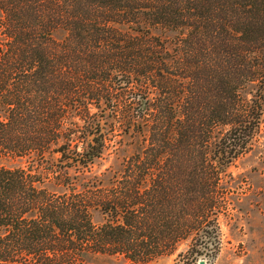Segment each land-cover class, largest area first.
Returning a JSON list of instances; mask_svg holds the SVG:
<instances>
[{"label":"trees","instance_id":"trees-1","mask_svg":"<svg viewBox=\"0 0 264 264\" xmlns=\"http://www.w3.org/2000/svg\"><path fill=\"white\" fill-rule=\"evenodd\" d=\"M0 13V262H153L184 242L188 264L214 256L217 227L186 214L213 207L205 186L264 129V0H0ZM119 122L132 153L99 171Z\"/></svg>","mask_w":264,"mask_h":264},{"label":"rangeland","instance_id":"rangeland-1","mask_svg":"<svg viewBox=\"0 0 264 264\" xmlns=\"http://www.w3.org/2000/svg\"><path fill=\"white\" fill-rule=\"evenodd\" d=\"M122 117L120 113L116 119L119 121ZM120 124L122 123L116 124L117 129ZM117 134L112 145L117 142L118 146L111 148V153L99 162V171L118 168L124 156L123 150H127V156L132 153L133 149L128 143L129 137H125L124 132L119 129ZM117 153L122 154L121 158ZM142 187L148 188L150 184ZM205 187L207 191L201 193V196L210 198L213 207L196 213L195 216L186 214V218L192 222L198 221L217 227V252L214 256L203 257L201 260H204L205 264H264V129L251 149L235 160L218 182L212 181ZM179 195H183V192ZM93 220L100 224L104 221V216L96 212ZM188 244L184 242L174 255L153 262L151 259L147 262V259L136 262L123 255L90 254L89 257L71 264H188L178 258L180 253L187 250ZM201 260L196 264H200ZM0 264L40 263L30 262L28 258L22 257L16 263L12 261Z\"/></svg>","mask_w":264,"mask_h":264},{"label":"water","instance_id":"water-1","mask_svg":"<svg viewBox=\"0 0 264 264\" xmlns=\"http://www.w3.org/2000/svg\"><path fill=\"white\" fill-rule=\"evenodd\" d=\"M206 262L204 260H201L200 261V264H205Z\"/></svg>","mask_w":264,"mask_h":264}]
</instances>
